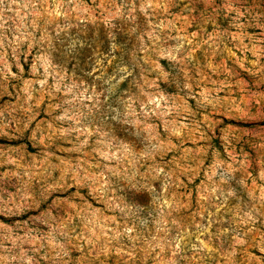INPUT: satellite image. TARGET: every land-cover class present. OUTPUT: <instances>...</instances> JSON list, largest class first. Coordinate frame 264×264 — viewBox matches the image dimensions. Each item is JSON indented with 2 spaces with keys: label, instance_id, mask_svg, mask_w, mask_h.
Returning <instances> with one entry per match:
<instances>
[{
  "label": "rangeland",
  "instance_id": "rangeland-1",
  "mask_svg": "<svg viewBox=\"0 0 264 264\" xmlns=\"http://www.w3.org/2000/svg\"><path fill=\"white\" fill-rule=\"evenodd\" d=\"M0 264H264V0H0Z\"/></svg>",
  "mask_w": 264,
  "mask_h": 264
}]
</instances>
